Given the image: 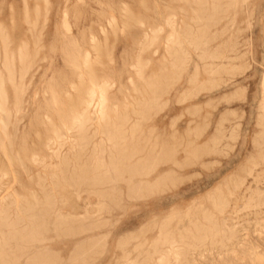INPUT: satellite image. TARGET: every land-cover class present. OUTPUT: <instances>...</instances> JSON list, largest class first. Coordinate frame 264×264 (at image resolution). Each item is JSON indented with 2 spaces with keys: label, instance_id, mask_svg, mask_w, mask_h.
Listing matches in <instances>:
<instances>
[{
  "label": "rangeland",
  "instance_id": "374dc122",
  "mask_svg": "<svg viewBox=\"0 0 264 264\" xmlns=\"http://www.w3.org/2000/svg\"><path fill=\"white\" fill-rule=\"evenodd\" d=\"M0 76V207L13 223L0 227V264L25 263L19 236L32 215H46L49 207L51 215H73L80 233L46 234L56 264H115L122 249L150 243L157 228L177 238L190 228L187 221L206 212L226 217L238 242L227 252L209 249L191 264H264V204L255 205L264 200V0H0ZM100 95L111 122L127 115V133L139 121L129 142L137 141L143 154L158 152L145 179L168 175L135 195L126 192L124 175L115 194L121 208L102 214L89 187L63 184L81 158L84 165L90 156L89 167L97 157L87 146L74 162L79 153L70 145L83 132L69 127L82 102L97 110ZM103 123L109 124L91 121L85 135L104 139ZM59 134L65 143L55 158ZM47 141L54 149L45 148ZM100 217L99 231L93 224ZM97 236L103 240L94 254H73L75 243Z\"/></svg>",
  "mask_w": 264,
  "mask_h": 264
},
{
  "label": "bare ground",
  "instance_id": "6f19581e",
  "mask_svg": "<svg viewBox=\"0 0 264 264\" xmlns=\"http://www.w3.org/2000/svg\"><path fill=\"white\" fill-rule=\"evenodd\" d=\"M145 37H146V35H145ZM170 37H172V35ZM172 39H173V37L171 38V40ZM171 40H169V41H171ZM169 41H167V42H169ZM6 48H4V51H3V55H4L3 67L5 68V72L9 75L8 81H10V83L13 84V80H14L13 74L14 73H13V68L11 69L12 64L8 60L9 54L7 55ZM23 58L21 59V63H23V60H24ZM1 84H2V79L0 76V97H1L0 99L3 100L4 99V93L2 92ZM102 87H105V85H103ZM92 91H93V89H92ZM103 91L104 90L102 88L101 92L103 93ZM92 94L93 93L91 92V95ZM151 95H152V92H151ZM151 95L149 97H151ZM92 97H94V95ZM92 97H90V98L93 99ZM263 97H264V87H263ZM101 100H103L102 95H100V97H99L98 106L96 104V106H97V110L95 108L96 111L94 110V108H92L94 111L90 109L91 102H89V100H88V102L85 101V103L82 102L84 105L80 108L78 113L72 117L71 125L69 127L70 132L77 133V136L80 135L81 132H83V136L81 135V137H76V139L74 138L71 142V145H70V149L77 148L78 153H79V154L75 155V156H77V158L73 156V158H75L74 162L78 163V161L81 158V157H79V155H81L83 157L84 154H87L86 153L87 152V150H86L87 146H90V148H91L90 149L91 156L93 157V155H94V157H96V155H97V157L93 158V160H91L92 166H89V167H88V165L85 166V164H86L85 161H86L87 157L90 159V156H88V155H87V157L85 156L86 159L84 160V165H83V158L84 157L81 158L82 159V165H80V163H79L80 167L77 170H71L72 173H70V177H68L67 179L64 178L63 184L70 185V187H72V186H78L79 187V186H83V185L86 187H89V190L87 191V195H90V194L94 195L100 200V201L97 200V202H96L97 206H95V207L97 208V212L102 214V212L110 213V211H112L115 208H117V209L121 208L120 200L118 201V199L115 197V194H120V193H118L120 190H118V188H117V185L120 181H122V182L126 181V183H125V185H127L126 190L127 189L129 190V191H126L127 193L129 192L130 194L131 193L136 194L137 191H139V193H140V191L143 189H145V191H147L146 189H148V187L151 190L154 187L153 185L156 184L155 186H157V184H159V183H157V181H160V179H166L168 177V175H167V173L166 174L165 173L164 174L157 173L156 176L154 178H152L151 180L145 179V177H147L149 175V172H151L150 170L153 168L154 160L156 161L155 158L159 157V156L156 157L158 152L155 153L156 155L154 157H152L151 156L152 153H149V152L154 151L153 148H155V147H153V148H150L152 150H149L148 153L143 154L144 149H142L143 147L141 148L140 146H137V144H138L137 141L136 142L133 141L134 143L129 142L131 140V136H135L137 133V132L136 133L134 132V129L136 126L135 122H139V121H135L134 123H132L129 127L130 131L127 133L126 129H124V125L126 126V124L130 122V120L128 122L127 115H126V117H124L125 111H124V114L122 113L124 116L121 115L125 119H122L121 117H119L120 122L118 124L117 123L115 124L114 120H113V122H111V119H109L107 116L104 115L105 114L103 111L104 108L102 106L104 103ZM104 100H105V97H104ZM142 101H144V100L142 99ZM148 101H150V100H148ZM150 102H149V104H150ZM143 103H145V102H143ZM143 103H141V104H143ZM137 104H136V106H137ZM146 105H147V103H146ZM141 106L142 105H140V107ZM150 106H152V105H150ZM92 107H93V105H92ZM140 107H139V109L145 110L144 106H143V108H140ZM148 110H150V109H148ZM131 111H133V109ZM114 112H116V111H114ZM134 112L135 111H133V113ZM135 113H140V112L138 111ZM142 115H143V112H142ZM141 118H142V116H141ZM141 118H140V122H141ZM115 120H118V118ZM91 121H94L96 124L99 122H102V121L103 122L105 121L107 123L109 122L108 125L107 124L105 125L103 123V125H104L103 128L106 132L104 135L103 134H101V135L104 137V139H102L98 142H93L95 132H93L92 134H89L88 136L85 135L87 128H89L91 126L90 125ZM4 127H6V126H4ZM122 128H123V130H122ZM136 129L138 130V127ZM3 130L5 131V128H3ZM133 133H135V134L133 135ZM6 137L9 138V136H7V135H6ZM129 137H130V140H129ZM56 138L58 140V142H55V143H57V146L55 147V150L52 152L53 156L55 158L58 157V155L60 154V149L65 143L64 142L65 137L63 135L59 134L56 136ZM70 138H71V136H70ZM146 143H149V142H146ZM146 145L144 143L142 146L145 147ZM52 147H54L53 143L47 141L45 148L47 150H52V149H54ZM106 148H108V150H107L108 153L106 152L107 161L103 157V153H104V151H106ZM164 152H168V151H164ZM195 152H198V151H195ZM159 154H160V152H159ZM167 155H169V153ZM31 160H32V162H36L38 165L42 166V168L48 167L46 165L45 160L42 158L36 159V158L32 157ZM164 160H166V159H164ZM65 162L66 161L63 159V163H65ZM88 164L91 165L90 161L88 162ZM76 167H78V165ZM73 168L74 167H72V169ZM124 175H127V179L125 178L126 179L125 181H123ZM168 179H170V176ZM165 181H167V180H165ZM154 182H155V184H154ZM160 182H161V184H164L163 183L164 181L163 182L160 181ZM68 183H70V184H68ZM172 183L173 182H171V184ZM105 185H107L109 187L107 189H104ZM153 189H155V188H153ZM68 194H69V192H68ZM73 195H75L76 198L77 197L79 198V194H78L77 190L74 191ZM126 195L129 198L131 197V196H129V194H126ZM137 195H138V193H137ZM78 198H77V200H78ZM63 202H64L63 204L66 203L65 201H63ZM263 204H264V200H260V201H257V203L255 205L256 206H262ZM76 205H77V203H76ZM85 205H88V204H85ZM46 209L44 210L46 215H42V216L32 215L31 220L27 224V231H26L25 236H23V235L19 236V239H21L23 242L25 240V246L24 247L22 246V248L26 249V255H27L26 261L24 264H56L57 263V261L55 260L56 259L55 258L56 253H54V251H52L48 245H44L45 242L51 240V238L46 236V234L48 232H52L58 236L61 235V237L62 236L65 237V236H69V235L70 236L71 235L76 236V235L80 234L76 229H74L72 227L71 223L75 219V217L73 215L63 214V212H58V211L54 212V214L51 215V214H49V211L52 210L51 207L46 208ZM85 209H88V206H86ZM221 210L222 209L218 210L219 214L222 213ZM7 214L8 213L6 211V208L0 207V227H11V226H13L12 222H8L9 217L7 216ZM72 214H73V212H72ZM252 217H253V215H252ZM108 220H107V222H108ZM17 221L19 222V220H17ZM100 221H101V217H100V219H98V221L94 222L93 226L95 229L97 227L100 228V226L101 227L103 226V225H99L102 222V221L101 222ZM108 224H109V222H108ZM108 224H107V226H108ZM187 224L190 226V228L187 226L182 227L177 238H175V236L172 235L171 233H168V232L162 233L161 228H157V231H158L157 235L150 241V243H146V240H145V241H142L143 244H141V245H140V243L139 244L137 243V245H140V246L135 245L133 247L134 249H135V247H139L138 249L136 248V250H134L132 248L134 250V252H133L134 256H132V254L130 255V252H132L131 251L132 249L131 250L129 249L130 251L127 250L128 252L127 251L123 252L124 250L122 249L123 255L120 254L122 256V257H120L121 260L120 261L116 260V262L114 261L115 264H191L190 262L196 258L202 259L204 252L208 251L209 249L217 248L221 252H227V250H224V248L227 244L233 245V243L236 244L238 242L235 240L236 239L235 228L232 225L230 226L228 224L227 218L224 216L219 218V217L214 216L211 213L206 212V213H203V215L199 216V217L197 215H195L190 222L187 221ZM113 226H114V223H113ZM98 228H97V230H98ZM101 229L102 228H100L99 231ZM178 230L179 229H177V231ZM108 234H110V233H108ZM108 234L106 232L107 236H108ZM102 236L98 237V238L96 237L95 239L91 240L90 244H89L90 238H85L82 241L78 242L77 244L75 243L76 245L74 244L73 248H75V249H73L74 250L73 254L76 255L77 257H84L92 250L95 252V249L101 243V241L103 240L105 235L103 236V238H102ZM126 236H128V239L131 238L130 235H126ZM56 238H57V236H56ZM118 238L120 239V237H118ZM122 238H124V237H122ZM113 239L114 238L111 239V237H110V240H113ZM128 239L126 241H128ZM3 240L0 239V244H2ZM15 240L16 239H14V242H16ZM104 240H105V238H104ZM118 240H117V242H119ZM7 241H6V243H7ZM10 241H11V239H10ZM126 241H124V242L126 243ZM122 243H123V241H122ZM123 247L124 246L122 244V248ZM93 251H92V253H93ZM2 253H3V251L1 250L0 251V259L4 255ZM230 253H231V251H230ZM108 255H110V253ZM208 255H209V253H208ZM223 255H224V253H223ZM59 262H60V259L58 260V263ZM110 262H111V260H110Z\"/></svg>",
  "mask_w": 264,
  "mask_h": 264
}]
</instances>
